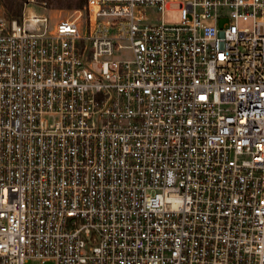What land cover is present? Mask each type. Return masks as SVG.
I'll return each mask as SVG.
<instances>
[{"label":"built area","instance_id":"obj_1","mask_svg":"<svg viewBox=\"0 0 264 264\" xmlns=\"http://www.w3.org/2000/svg\"><path fill=\"white\" fill-rule=\"evenodd\" d=\"M32 5L0 11V264H264V0Z\"/></svg>","mask_w":264,"mask_h":264},{"label":"rangeland","instance_id":"obj_2","mask_svg":"<svg viewBox=\"0 0 264 264\" xmlns=\"http://www.w3.org/2000/svg\"><path fill=\"white\" fill-rule=\"evenodd\" d=\"M20 1V0H18ZM22 1V6L23 2ZM37 5H32L30 6L31 10L37 12V13H44L47 14L48 16H52L54 18H61L66 16L68 13H70L73 10L76 9H71V10H66V9H57V4L61 0H44V2H40L39 0H35ZM66 1V0H64ZM72 5H75L77 3V0H71L70 2ZM22 10V8H21ZM0 11L5 14L3 7L0 5ZM164 21L167 23H173L177 22L179 20V15L176 12H165L164 13ZM128 53L127 51H121L119 54L115 56L116 59H126L128 58ZM27 264H42L39 260H31ZM44 264H54L53 262H45Z\"/></svg>","mask_w":264,"mask_h":264},{"label":"trees","instance_id":"obj_3","mask_svg":"<svg viewBox=\"0 0 264 264\" xmlns=\"http://www.w3.org/2000/svg\"><path fill=\"white\" fill-rule=\"evenodd\" d=\"M44 2V0H39ZM71 0H61L57 4V9H76L79 10L84 5V0H77L75 5H72ZM0 5L3 7L6 17L8 18H18L21 14L22 1L18 0H0Z\"/></svg>","mask_w":264,"mask_h":264}]
</instances>
